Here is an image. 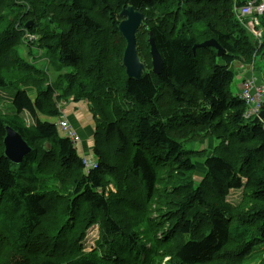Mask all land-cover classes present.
Listing matches in <instances>:
<instances>
[{
	"label": "trees",
	"instance_id": "1",
	"mask_svg": "<svg viewBox=\"0 0 264 264\" xmlns=\"http://www.w3.org/2000/svg\"><path fill=\"white\" fill-rule=\"evenodd\" d=\"M246 1L0 0V88L14 90L0 106V264H249L264 246V129L243 118L246 105L229 89V64L251 63L263 49L235 18ZM129 5L143 14L140 79L122 64L118 24ZM25 23L36 40L24 43ZM208 39L221 56L194 50ZM23 44L48 55L57 47L55 87L19 56ZM71 95L88 100L95 120L97 166L88 172L48 119ZM6 126L31 149L20 163L5 154ZM209 139L214 146L198 149ZM239 188L240 201H228ZM93 222L100 238L85 250ZM257 257L264 264V250Z\"/></svg>",
	"mask_w": 264,
	"mask_h": 264
},
{
	"label": "rangeland",
	"instance_id": "2",
	"mask_svg": "<svg viewBox=\"0 0 264 264\" xmlns=\"http://www.w3.org/2000/svg\"><path fill=\"white\" fill-rule=\"evenodd\" d=\"M254 16V15H253ZM259 19H261V16H257ZM251 21L250 16H247L244 18V24H242V27L245 29L246 34L248 36V39L251 42H254L256 45H262L264 43V30L262 31V35L260 38V41H258V38L255 36L254 32L249 30L246 25ZM28 26L27 23H25V26H23V30L26 31L24 36H23V41L25 43V35L30 34L32 35V41L37 39V36L33 33L28 32ZM50 51V55H48V51L44 48H29L26 44H23L20 46L19 49V56L37 67L42 71L43 77L45 78L44 84L55 87L59 82V73L56 71V66L54 62L49 61V57H52L54 61L59 60V52L57 47L55 46L54 48H48ZM216 54H217V49H216ZM261 55H257L255 58V61L248 63L250 65H247V63H242L239 61H233L229 64V68L233 70L235 77L233 80V83L230 85L229 89L234 95H239L241 93V82L244 78H247L248 76H252L255 81L260 82L264 84V58H261ZM141 61V60H140ZM142 62V61H141ZM247 71V72H246ZM246 72V74H244ZM6 73L7 75L10 76V79H12L13 83L16 82V75L14 73L13 67L11 68H6ZM238 85L240 87L238 88ZM68 86H66L65 90H67ZM8 89V87H7ZM14 93L13 89L6 90L4 91L3 88H0V106L6 107L8 105V102ZM33 94V93H32ZM72 96V95H71ZM61 99L57 100L56 104L57 106L60 105ZM245 103V102H244ZM71 105L75 106V108H70ZM88 105V106H87ZM68 109L69 111H73L72 113L69 114V117L74 116L79 120L80 123L84 125H90L91 128V133L93 135V128H94V118L92 116V112L90 110V104H86V101L82 98L81 101H78L77 103H72V101L67 102V105H64L62 109ZM246 113V108L243 112V118L246 120H252L254 117H245ZM51 121L57 120V117H50L48 118ZM70 119V118H69ZM91 135V136H92ZM90 136V137H91ZM93 137V136H92ZM86 138H89L86 136ZM83 138H79L78 143L76 144L77 148H80L81 151V141ZM215 140L214 139H209L207 142H204L199 146L198 149H202L204 147L210 148V146H214ZM80 153V152H78ZM86 158L88 157H94L92 154L90 156L89 153L85 155ZM97 161V159H96ZM203 158L200 159H194L195 164L197 165V169L204 170V165H203ZM200 173L197 174L194 178L195 179H201L200 178ZM240 189H231L229 191V194L227 196L228 201L232 203H238L241 199V192ZM100 238V224L99 222H93L90 224L84 231V238L81 241V244L84 245L86 248L85 250H92L97 246V243ZM264 247V246H262ZM262 247L257 248L256 250L252 251L249 254V259L248 262L249 264H254L256 260L258 259L257 255L262 254L263 250Z\"/></svg>",
	"mask_w": 264,
	"mask_h": 264
},
{
	"label": "water",
	"instance_id": "3",
	"mask_svg": "<svg viewBox=\"0 0 264 264\" xmlns=\"http://www.w3.org/2000/svg\"><path fill=\"white\" fill-rule=\"evenodd\" d=\"M120 16L122 19L118 24V28L126 41V46L122 57V64L125 67L128 77L140 79L143 74V70H145V66L144 63L140 61L137 52L136 34L143 23V14L136 10L133 6L129 5L123 7V9L120 11ZM148 43L150 45L152 72L155 75H160L163 67V59L157 50L151 32L149 33ZM196 47H214L217 49L218 56H221L224 52V50L214 39H208L196 45L194 50ZM259 55H261V58L263 59L264 50ZM260 121H264V108L251 120V123L257 124ZM5 129V154L14 163H19L26 155L30 153L31 149L15 130L9 126H6Z\"/></svg>",
	"mask_w": 264,
	"mask_h": 264
},
{
	"label": "built area",
	"instance_id": "4",
	"mask_svg": "<svg viewBox=\"0 0 264 264\" xmlns=\"http://www.w3.org/2000/svg\"><path fill=\"white\" fill-rule=\"evenodd\" d=\"M263 6H260L257 3V0H251V2L246 3L240 7H234L235 17L241 24H244V18L249 15H254L256 18L257 16L264 15V3ZM255 26H261L260 22L254 24L253 21H250L246 27L253 31L255 36L260 41L262 31H255ZM240 98L245 102L246 105V113L245 117L255 116L260 110L263 102H264V85H259L255 82V80H251V78H246L243 80V85L240 93ZM62 129L64 127L67 128L68 134L67 136L71 138H76L75 131L69 126L68 123L65 125H60ZM264 126V123H263ZM84 164L86 171H89V168L94 167V162L90 161L89 159H84Z\"/></svg>",
	"mask_w": 264,
	"mask_h": 264
},
{
	"label": "crops",
	"instance_id": "5",
	"mask_svg": "<svg viewBox=\"0 0 264 264\" xmlns=\"http://www.w3.org/2000/svg\"><path fill=\"white\" fill-rule=\"evenodd\" d=\"M246 74V72H245ZM248 77H252V76H248ZM240 87V85H238V88ZM70 108H75V106L71 105ZM73 111H69L68 109H65L64 108V112L63 114L71 121V123L77 128L78 132H79V136L82 139L81 141V151H80V148H76L77 150V153L79 156H81L82 154H85V153H89L90 156L93 154L92 153V146H93V138H92V131H91V128H90V125H84L82 123L79 122V120H77L76 117L74 116H71L69 117V114L72 113ZM89 137V138H86ZM91 136V137H90Z\"/></svg>",
	"mask_w": 264,
	"mask_h": 264
},
{
	"label": "bare ground",
	"instance_id": "6",
	"mask_svg": "<svg viewBox=\"0 0 264 264\" xmlns=\"http://www.w3.org/2000/svg\"><path fill=\"white\" fill-rule=\"evenodd\" d=\"M249 2H251V0H247V1H246V3H249ZM257 3H258L260 6H263L262 3H264V0H257ZM249 16H250V18H251V21L254 22V24H256V23H258V22L261 21V19L256 18L255 16H252V15H249ZM254 30H255V31H263V27H262V26H255V27H254ZM262 45H264V43H263ZM262 45H256V46H257V47H258V46L261 47ZM258 48H259V47H258ZM263 50H264V49L261 50V53L263 52ZM143 72H144V70H143ZM143 72H142V73H143ZM250 78H251V80H252V79L254 80L253 77H250ZM255 82H256L257 84H259V85H264V84H262V83H260V82H257V81H255ZM71 100H72V99H71ZM73 102H74V101H73ZM74 103H77V102H74ZM260 109H261V110L263 109L262 106H261ZM260 109H259V110H260ZM53 123H54L55 126H58V125H65L66 123H68V124H72V123L69 122V121H60V120H55V121H53ZM5 130H6V129H5ZM58 132H60V133H64L65 135H67V134L69 133L66 127H64L63 129L59 130Z\"/></svg>",
	"mask_w": 264,
	"mask_h": 264
},
{
	"label": "clouds",
	"instance_id": "7",
	"mask_svg": "<svg viewBox=\"0 0 264 264\" xmlns=\"http://www.w3.org/2000/svg\"><path fill=\"white\" fill-rule=\"evenodd\" d=\"M87 172V171H86Z\"/></svg>",
	"mask_w": 264,
	"mask_h": 264
}]
</instances>
